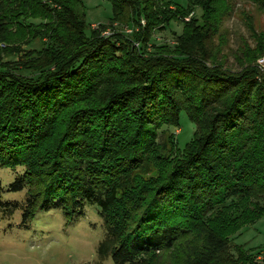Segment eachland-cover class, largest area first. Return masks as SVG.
Wrapping results in <instances>:
<instances>
[{
	"label": "trees",
	"instance_id": "16d2710c",
	"mask_svg": "<svg viewBox=\"0 0 264 264\" xmlns=\"http://www.w3.org/2000/svg\"><path fill=\"white\" fill-rule=\"evenodd\" d=\"M106 1L112 18L87 33L82 0H0V42L16 43L5 53H20L17 41L42 44L21 69L0 62V167H21L9 191L28 189L25 202L5 201L0 181V218L23 209L28 227L37 210L83 215L90 202L107 230L99 254L115 264L165 255L257 264L229 247L264 216V79L254 64L264 32L250 27L256 46L233 71L210 49L233 0ZM173 21L183 24L173 51L150 55L154 32ZM115 24L138 29L102 36ZM182 112L196 125L184 150L171 134L159 142Z\"/></svg>",
	"mask_w": 264,
	"mask_h": 264
},
{
	"label": "rangeland",
	"instance_id": "374dc122",
	"mask_svg": "<svg viewBox=\"0 0 264 264\" xmlns=\"http://www.w3.org/2000/svg\"><path fill=\"white\" fill-rule=\"evenodd\" d=\"M82 1L83 6L80 11L88 26L87 33L91 28L99 29L101 25L108 24L113 15L112 6L108 1ZM174 1L184 7L188 5V0ZM230 5L231 13L221 23L220 31L214 35L210 43V49L213 53H220L219 59L226 68L237 71L240 66L237 57L246 46L251 48L256 46L251 28L257 33L264 32V10L251 0H233ZM201 13L200 9L195 8L190 15L201 18ZM144 24L142 20L141 25ZM137 29L115 24L105 29L102 36H111L117 32L132 36ZM182 31L183 24L174 21L163 29L156 30L148 43L147 52L151 55L159 54L162 49L167 52L173 51ZM17 43L20 53L9 55L5 53V49H12L16 43L9 47V44L0 42V55L4 57L0 62L11 61L12 65L5 67L13 70L21 69L14 64L25 61L24 52L42 47L38 40L31 43L28 41H17ZM132 44H135L134 47L137 49L142 46L136 38H133ZM263 55H258L254 62L255 66ZM195 131L196 125L189 120L186 112H182L180 125L161 130L159 142L168 144L167 138L171 134L178 148L184 150ZM19 169L21 170V167L16 169L0 167L2 196L5 201L19 203L26 201L28 189L20 192L9 191L10 184L16 178ZM27 225L28 227L23 225V209L17 210L12 216L0 218V264H115L111 256L102 257L99 254V247L106 238L107 230L99 214V208L93 203H86L83 215H67L61 208L50 211L37 210ZM237 246L242 247L248 255L254 256L257 264H264V216L255 224L245 227L230 237L229 252L235 259ZM172 259L165 255L161 259V264H171Z\"/></svg>",
	"mask_w": 264,
	"mask_h": 264
},
{
	"label": "built area",
	"instance_id": "2783aa9c",
	"mask_svg": "<svg viewBox=\"0 0 264 264\" xmlns=\"http://www.w3.org/2000/svg\"><path fill=\"white\" fill-rule=\"evenodd\" d=\"M186 20L188 21L189 18H186ZM256 67L257 69L259 70V74H260V78H263L264 79V55L261 56L258 61H257V64H256Z\"/></svg>",
	"mask_w": 264,
	"mask_h": 264
}]
</instances>
